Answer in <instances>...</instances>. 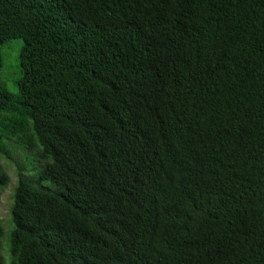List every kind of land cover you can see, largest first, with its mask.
Listing matches in <instances>:
<instances>
[{
  "label": "trees",
  "instance_id": "obj_1",
  "mask_svg": "<svg viewBox=\"0 0 264 264\" xmlns=\"http://www.w3.org/2000/svg\"><path fill=\"white\" fill-rule=\"evenodd\" d=\"M13 38L8 264H264V0H0Z\"/></svg>",
  "mask_w": 264,
  "mask_h": 264
},
{
  "label": "rangeland",
  "instance_id": "obj_2",
  "mask_svg": "<svg viewBox=\"0 0 264 264\" xmlns=\"http://www.w3.org/2000/svg\"><path fill=\"white\" fill-rule=\"evenodd\" d=\"M22 47V40L20 38H13L4 42L0 47L1 65H0V79L2 83L12 93L17 92L16 81L19 77L17 63L18 55ZM0 164L9 177V182L5 188L0 191V220L3 225V235L0 237V254L5 264L9 263V243H10V229L9 228V210L12 205V195L17 184V177L14 167L6 162L0 156ZM28 167L32 163L28 160ZM9 244V245H8Z\"/></svg>",
  "mask_w": 264,
  "mask_h": 264
}]
</instances>
